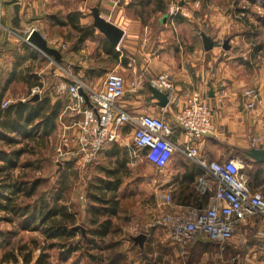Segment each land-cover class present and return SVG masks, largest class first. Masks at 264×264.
<instances>
[{"label": "crops", "instance_id": "1", "mask_svg": "<svg viewBox=\"0 0 264 264\" xmlns=\"http://www.w3.org/2000/svg\"><path fill=\"white\" fill-rule=\"evenodd\" d=\"M130 2L0 1V139L10 144L4 139L5 135L27 142L32 134H26L22 127L13 123L18 120L21 104L28 106L24 114L19 113L23 117L21 125L28 111L37 107L36 111H44L45 116H35L27 130L36 127L33 133L36 139L47 136V141L55 142L57 160H53L54 164L81 162L75 148L78 122L83 115L71 108L75 103L70 86L85 84L100 89L107 73L115 70L123 75L126 87L118 105L135 116L145 112L162 115L174 126L171 140L178 146H184V134L175 122V115L184 106L185 92H199L202 99L213 107L216 126L215 132L199 143V158L208 162L237 159L252 185L264 195V162L248 155L254 136H260L264 145V62L261 66L245 58L237 59L234 55L219 60L209 59L207 56L218 51L215 42H211L213 38L210 37L208 43L203 42L206 33H202V44L197 46L199 50L184 46L177 31H173L177 26L173 15L168 11L157 12L155 22L154 19L151 22L150 17L144 22L135 13V6H129ZM95 8L103 18L123 30L117 45H113L94 25ZM32 27L43 34L46 42L43 46L25 39ZM91 27H94V33L85 35L87 28ZM223 48L224 52L230 51L227 45ZM163 72L172 74L176 85L175 92L166 93L168 101L165 105L156 96L152 84L153 79ZM251 86L258 92L253 108L247 107L250 98L245 94ZM89 104L86 101L84 106ZM44 132L47 134L43 135ZM122 132L124 138L108 145L95 164L107 166L115 163L117 158L113 156V148H116L125 153L123 158L128 169V166L143 160L158 171V176L147 175L145 178L159 197L163 192H171L174 206L212 204L213 193H202L197 188L196 177L206 173L198 162L177 153L165 168L158 169L147 162L139 150L137 156L130 153L131 127H124ZM91 164L85 165L91 167ZM99 170L102 171L101 168ZM124 183L120 190L126 189ZM129 192L133 194L134 190ZM139 223L142 231L152 229L149 221ZM262 229V216L247 217L237 224L234 237L225 244L197 241L182 248L186 252L215 253L222 256V264H264V251L259 246L258 237ZM128 242H132L129 237ZM144 245L135 241L137 248Z\"/></svg>", "mask_w": 264, "mask_h": 264}, {"label": "rangeland", "instance_id": "2", "mask_svg": "<svg viewBox=\"0 0 264 264\" xmlns=\"http://www.w3.org/2000/svg\"><path fill=\"white\" fill-rule=\"evenodd\" d=\"M167 11L170 15H173L177 24L174 33L177 31L179 39L184 46L194 47L202 44L201 34L203 35V42L209 37L211 42L214 41L217 47V52L207 56L209 59H225L236 56L237 59L245 58L251 60L253 63L260 64L264 62V50L254 54L253 45L259 43L264 44V0H166ZM151 7L145 8L148 11ZM246 10L242 12L239 10ZM156 13L151 16L150 21L155 22ZM179 20V23H177ZM191 20V21H190ZM246 20L254 23V26H248L245 24ZM257 33L256 35L253 33ZM252 33L253 35H251ZM197 35V36H194ZM223 45L229 47V52H224ZM255 66V65H254ZM165 73V72H163ZM170 74V73H169ZM171 79L175 85V79L170 74ZM176 86V85H175ZM252 87V86H251ZM247 89H254V87ZM203 98V97H202ZM26 144V142L19 143V145L6 144L3 139H0V147L7 150L20 149ZM41 146L34 149L38 150L31 153L22 154L17 158V168L13 171V180L18 179L17 176H23L28 181H35L36 179H42V182L38 186L36 193L30 197H24L21 193L17 204L25 207L26 205L35 204V201L40 200L42 195L51 193L50 191L60 190L61 187V204H66L71 212L77 213L78 223L77 228L82 230V233L86 235V228L81 221L86 217L85 207L93 203L88 197V187L91 180L97 176L105 177V174L99 170L101 164H95L92 162L91 167L86 166L82 159L80 162L68 163L60 162L54 164L53 160L56 159L57 148H55V142L52 140L46 141L43 144L40 141ZM36 160H41L36 164ZM30 162H33L31 164ZM3 161L0 160V165ZM118 166V164H116ZM112 166H115L114 164ZM129 167V173L124 180L125 192L129 193L128 200L124 205L125 215H119L112 217L114 233H112L103 242V246L109 244H116L111 250L105 249L102 253L105 257V263H108L110 259L123 250L122 248L133 247L135 241L138 242L137 237L144 234L145 238L141 249L144 252L127 251L126 258L122 264H222V256L215 253L207 252L206 254L200 253V251L186 252V249L181 246L175 248L170 240L168 234L160 229L150 226V231L141 229L139 222L149 221L151 225L159 212L165 209L163 205L162 197H159L154 192V187L149 183L147 175L158 176L159 173L152 167L148 166V163L141 160L132 164ZM7 172H0V185L5 183ZM45 179H44V178ZM149 178V177H148ZM29 182V183H30ZM145 182V183H144ZM146 182L148 185L146 186ZM96 183V182H95ZM93 183V184H95ZM137 183V184H136ZM92 184V185H93ZM59 185V186H58ZM153 188V189H152ZM134 190L132 194L129 190ZM57 190V191H58ZM91 193H98L94 187ZM139 193V194H138ZM9 196H12L11 194ZM18 197V195H17ZM90 215V214H89ZM129 216V217H128ZM7 217L14 218L13 214L8 211L0 209V229L5 232H14L11 234L10 244L18 246L23 243L30 242L33 238H38L42 245L38 247L34 252V259L30 264H37L36 259L45 251L46 257L43 258L40 264H99L93 259L94 255L98 252V249L92 250L90 253L93 256H89L86 245L82 246V249L76 250L68 258L62 255V248L50 247L51 241L45 243L44 235L37 230L18 231L19 219L14 218V221H6ZM123 217V218H122ZM124 220V221H122ZM122 222H127L121 230L120 225ZM17 225V226H16ZM83 225V226H81ZM145 231V232H144ZM148 232V233H146ZM125 236H129L131 243L125 241L123 245L117 244L119 239ZM134 237V239H133ZM225 244V243H224ZM171 245V246H170ZM221 245V244H220ZM8 246V247H7ZM3 246L0 244V255L3 249L9 248V245ZM42 246H45L43 250ZM80 246V247H81ZM170 247V249H169ZM88 248V247H87ZM99 253V252H98ZM226 260V257L224 258ZM232 261V260H231ZM0 264H25L22 259H19L18 263H1Z\"/></svg>", "mask_w": 264, "mask_h": 264}, {"label": "built area", "instance_id": "3", "mask_svg": "<svg viewBox=\"0 0 264 264\" xmlns=\"http://www.w3.org/2000/svg\"><path fill=\"white\" fill-rule=\"evenodd\" d=\"M36 31L38 29L32 27L25 39L30 41ZM152 84L164 93L176 91L168 72L158 74ZM81 88L88 97L90 104L87 106H84L87 99L80 92ZM69 91L75 103L71 108L83 115L78 122L75 152L84 162L96 161L108 145L124 138L122 130L130 126L133 134L129 145L132 156H137L138 148H145L144 159L163 169L176 153H181L206 170L205 174L196 177V185L202 193H213V202L209 206H174L171 192L160 194L165 209L158 213L151 226L164 230L175 245L187 247L197 241L225 243L234 237L239 222L247 217L264 218V195L252 188L237 159L208 162L199 158V143L216 129L213 107L202 99L199 92H185L184 106L175 115V122L184 134V146H178L171 140L174 126L162 115L145 112L135 116L118 105L126 91L121 73L115 70L108 72L100 89L75 84L70 86ZM245 94L250 98L247 107L253 108L258 92L246 89ZM263 146L260 136L252 138V148L261 149ZM258 237L259 246L264 251V229L259 231Z\"/></svg>", "mask_w": 264, "mask_h": 264}, {"label": "trees", "instance_id": "4", "mask_svg": "<svg viewBox=\"0 0 264 264\" xmlns=\"http://www.w3.org/2000/svg\"><path fill=\"white\" fill-rule=\"evenodd\" d=\"M129 6H135V13H138L145 22L154 12L167 11L168 4L166 0H131ZM146 7L151 8L146 11ZM239 11L246 12V10L241 9ZM76 15H78V13ZM245 24L248 26H254V23L248 20H246ZM94 30V27H91L90 29L87 28L85 35H92L94 33ZM252 33L250 34H255ZM80 40H82V38ZM253 46H255L254 54H257L258 52L264 50L263 43H259ZM27 107L28 106L25 104H21L19 106L18 120L14 121L13 124L16 127H22V130L26 134H32L31 137L28 138L26 144L20 149H12V151L0 149V160L3 161L2 165H0V172H7L8 174L5 179V183H2L0 185V209L11 212L16 219L17 216H20L18 217V231L37 230L39 233H42V235H44V243L45 241H51L50 247L62 248V255L65 256V258H68L76 250L82 249L81 245L83 244L88 247H86V249H88L87 253H92V250L98 249L99 253L97 252L96 255H94V257L92 258H95V261H97L99 264H104L105 257L100 252L103 251L104 253L105 249L111 250L116 244L107 243L106 246L100 244H103L106 238L114 233V230H118L112 228L114 222L112 217L126 214L123 212L125 209L124 205L126 204V200H128L129 197V193L126 194L125 189L120 190V186L124 183L123 177H127L129 173V169L126 167L127 161H125V159L123 158V156L125 157L126 155L123 151L113 148V156L117 158L116 162L112 163L111 165L99 167L105 174V177L97 176L93 178L89 183L90 185L88 187L89 189L87 197L93 203H90L89 206L85 207L84 211L87 216L84 217L83 221H81V224H83L86 228V235L82 233L81 229L75 227V225L78 223V216L76 211L71 212L66 204L59 203L60 199L63 197V195L61 196L60 194L61 187L59 188L60 190L57 189L58 191L54 190L50 191L51 193L42 195L40 200L35 201V204H28L25 207H22L17 204L20 194L23 193L24 197L27 198L32 197L36 193L38 186L42 182V179H36L35 181L30 182L24 178V175H19L17 176L18 179L13 180V171L17 168L18 163L17 158L25 153L38 151L34 149V147H40V141H42L43 144H45L47 141V136L38 137V139H36V136H33V133L37 129L36 127L34 129L32 127L27 130L28 126L30 125L29 122L34 120L35 116H39L40 114H42V116H45L44 111H36L37 107L31 109L30 111H28L29 114L25 118V122L22 125L20 124V120H22L23 117H20L19 113L24 114V111H26ZM29 109L30 108H28V110ZM11 128L16 129L14 127ZM28 131L31 132L28 133ZM45 133L46 132H44L43 135L47 134ZM4 139L11 145L22 142V139L16 140L14 137H6L5 135ZM138 150L141 153L145 154V148H138ZM40 161L41 160H36L35 162L36 164H38V162ZM30 163L33 164V162ZM113 164L115 166H112ZM116 164H118V166ZM251 186L254 190H258L256 187H254V185H252V183ZM93 187L95 190H97L98 193H91ZM10 194L12 196H9ZM14 218L7 217L6 221H14ZM125 224H127V222H122V224L120 225L121 230H123ZM14 233H16V231L9 233L0 229V244L2 242L3 246L9 245V248H5L2 250L0 255V262L18 263L19 259H22L25 264H30L34 259L35 250L40 247V244L42 245L41 241H39L38 238H33L30 240V242L26 241L25 243L18 246L14 245L13 243V246L11 247L10 237L11 234ZM128 237L129 236H123L122 239H119L117 244L122 246L123 243L128 240ZM133 245V247L131 246L122 248L123 250H121V252L117 254L118 256H114L109 260L108 263L105 264H122L124 259L126 258V254L128 253L127 251L139 250V252H144V250L137 248L135 244ZM42 248L43 250H45V246H42ZM90 253L89 256H93ZM44 257H46L45 251H43L42 254L36 259V263L40 264Z\"/></svg>", "mask_w": 264, "mask_h": 264}, {"label": "water", "instance_id": "5", "mask_svg": "<svg viewBox=\"0 0 264 264\" xmlns=\"http://www.w3.org/2000/svg\"><path fill=\"white\" fill-rule=\"evenodd\" d=\"M93 17H94V25L104 33V35L106 36V38L113 44V45H117L122 36H123V30L121 28H119L118 26L114 25L113 23L107 21L105 18H103L100 13L98 8H95L93 10ZM30 41L33 43H36L40 46H43L46 42L45 39L43 38V36L41 35L40 32L36 31L32 34ZM206 43H208L209 41V37L208 39H205ZM212 44V43H210ZM209 44V46H210ZM154 90L156 91V96L161 100V104L165 105L168 101V97L167 94L158 90L156 87H154ZM80 92L85 95L87 102H88V97L86 95V93L84 92L83 89H80ZM248 155L255 158L256 160L259 161H263L264 162V148L261 149H257V148H251L248 151ZM145 238V235L142 234L139 237H137V240H139L140 242H143Z\"/></svg>", "mask_w": 264, "mask_h": 264}]
</instances>
